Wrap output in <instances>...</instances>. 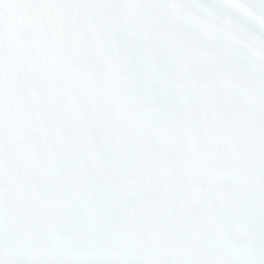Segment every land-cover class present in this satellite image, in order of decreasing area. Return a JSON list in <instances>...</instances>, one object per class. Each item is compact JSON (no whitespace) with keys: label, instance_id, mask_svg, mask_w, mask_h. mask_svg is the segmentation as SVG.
<instances>
[{"label":"snow or ice","instance_id":"6c2138e0","mask_svg":"<svg viewBox=\"0 0 264 264\" xmlns=\"http://www.w3.org/2000/svg\"><path fill=\"white\" fill-rule=\"evenodd\" d=\"M0 264H264V0H0Z\"/></svg>","mask_w":264,"mask_h":264}]
</instances>
